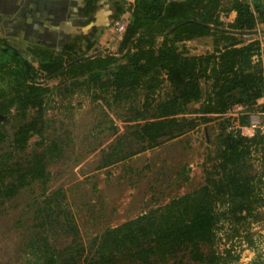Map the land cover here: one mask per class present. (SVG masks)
<instances>
[{
  "label": "trees",
  "instance_id": "1",
  "mask_svg": "<svg viewBox=\"0 0 264 264\" xmlns=\"http://www.w3.org/2000/svg\"><path fill=\"white\" fill-rule=\"evenodd\" d=\"M94 1H88L90 8ZM116 12H123L119 4ZM228 12L236 18L224 24L220 14ZM130 14L117 54L77 60L86 56L73 54L75 47L56 55L38 50L31 53L37 67L29 63L27 73L19 57L0 48V80L8 82L6 90L0 86V146L8 138L5 125L13 122L11 151L0 147V206L38 184L43 203L35 213L42 227L58 225L68 238L56 250L44 230L28 245L29 263L241 264L244 242L254 253L245 264H264L252 231L264 209V133L249 122L250 110L264 93V40L240 39L264 23V0H231L226 6L223 0H135ZM206 37L213 39L210 53L187 55L179 46ZM40 74L59 81L51 87L38 84ZM162 90L167 94L159 98ZM138 91L144 93L143 103L133 109L127 128L140 143L139 152L157 147L162 138L205 126L212 151L203 167L204 184L84 242L62 190L46 189V158L59 148L46 141L44 113L51 104L82 93L94 99L109 93L110 99L101 98L109 106ZM194 103L200 105L190 115L188 106ZM236 105L243 109L229 119ZM28 110L36 116L25 122ZM232 126L237 130L229 131ZM116 146L103 166L124 159ZM27 149L34 154L25 165L10 163L15 152Z\"/></svg>",
  "mask_w": 264,
  "mask_h": 264
},
{
  "label": "rangeland",
  "instance_id": "2",
  "mask_svg": "<svg viewBox=\"0 0 264 264\" xmlns=\"http://www.w3.org/2000/svg\"><path fill=\"white\" fill-rule=\"evenodd\" d=\"M222 22L228 24L224 20ZM240 39L247 42L254 38L249 36ZM195 40L196 45L179 46L191 55H204L212 51V37ZM261 40H264V36ZM86 54L81 53V56ZM34 67L37 65L34 64ZM37 81L51 87L59 79H45L40 74ZM0 86L6 90L7 80H0ZM166 94L162 90L158 96L164 98ZM143 95V92L138 91L130 100L111 102L106 106L101 98L110 99L109 93L100 94L95 99L92 94L82 93L51 104L44 113L46 141L48 144L55 142L59 148L55 152L56 156L46 158V168L50 173L46 189L49 193L62 190L84 242L107 228L121 225L163 206L171 199L204 184L203 167L212 151L206 139L205 126H197L173 139L162 138L157 147L139 152L141 145L129 135L131 130L127 128V121L133 116V109L141 107ZM199 105L190 104L189 114L192 115ZM241 109L236 105L226 116L231 119ZM35 116V110H28L25 122ZM10 120L5 118L3 122ZM249 122L264 131V93L250 110ZM12 123L5 125L4 131L8 138L0 146L1 150L7 152L11 151ZM228 130L236 131L237 127L232 126ZM117 143L124 159L103 166L104 158L113 152ZM41 151V148L37 149L39 155ZM33 154L31 149L15 152L10 163L25 165ZM40 190L41 186L35 184L0 206V264H33L29 263L26 251L30 241L43 235L44 230L47 231L46 239L52 248L60 250L68 243V238L58 229V225L42 227V218L36 216L35 209L43 203V198L38 194ZM259 214L261 221L253 224L252 231L259 252L264 254V209L259 210ZM222 244V241L216 244L219 251ZM241 245L240 263L245 264L253 258L254 253L244 242ZM185 264L192 263L188 260Z\"/></svg>",
  "mask_w": 264,
  "mask_h": 264
},
{
  "label": "crops",
  "instance_id": "3",
  "mask_svg": "<svg viewBox=\"0 0 264 264\" xmlns=\"http://www.w3.org/2000/svg\"><path fill=\"white\" fill-rule=\"evenodd\" d=\"M0 0V48L18 52L34 65L32 52L46 50L56 55L75 47L73 54L85 56L117 54L123 33L116 31L117 22L125 26L131 21V7L135 0ZM228 3L231 0H225ZM223 0L224 5H228ZM123 9L117 14L116 5ZM225 14V15H224ZM235 12L221 13L220 19L232 23ZM256 33L247 42L264 36V23H259ZM161 38L157 39V43ZM245 42V43H247ZM196 40L181 42L196 45ZM188 50V49H187ZM186 50V51H187ZM187 55V52H185ZM31 59V60H29Z\"/></svg>",
  "mask_w": 264,
  "mask_h": 264
},
{
  "label": "water",
  "instance_id": "4",
  "mask_svg": "<svg viewBox=\"0 0 264 264\" xmlns=\"http://www.w3.org/2000/svg\"><path fill=\"white\" fill-rule=\"evenodd\" d=\"M262 32L264 33V31H262ZM253 33H256V31H254ZM2 50H3L4 52H6V53H10V54H12L13 56L19 57V58L23 61V64H24V66H25V69H26L27 73H29V61H28V60L23 59V58L21 57V55H20L18 52H15V51H13V50L10 49V48L5 47V48H2ZM99 54H101V53L91 54V55H88V56H86V57L79 58V59H77V60H81V59H90V58H93L94 56H97V55H99ZM30 78L33 79L32 76H30ZM36 83H38V84H43V82H36ZM206 137H207V135H206Z\"/></svg>",
  "mask_w": 264,
  "mask_h": 264
},
{
  "label": "built area",
  "instance_id": "5",
  "mask_svg": "<svg viewBox=\"0 0 264 264\" xmlns=\"http://www.w3.org/2000/svg\"><path fill=\"white\" fill-rule=\"evenodd\" d=\"M125 27L126 26L123 23L117 22V24H116V31L119 32V33H123L125 31ZM261 58H262V60L264 58L262 54H261ZM250 126H251L252 129H255V130H258V131L264 133L263 129L260 128V127L256 128V125L255 124H252V125L250 124Z\"/></svg>",
  "mask_w": 264,
  "mask_h": 264
}]
</instances>
